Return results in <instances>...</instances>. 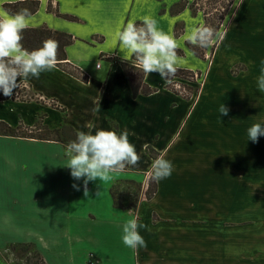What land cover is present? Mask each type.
Masks as SVG:
<instances>
[{"label": "crops", "instance_id": "crops-1", "mask_svg": "<svg viewBox=\"0 0 264 264\" xmlns=\"http://www.w3.org/2000/svg\"><path fill=\"white\" fill-rule=\"evenodd\" d=\"M180 1L40 0L37 12L29 15L28 27L48 26L73 35L68 61L89 80L58 65L39 79L29 77L21 87L39 101L0 102V120L14 127L40 120L51 128L68 124L77 133L127 129L141 160L111 174L107 182L89 181L85 195L84 178L75 179L65 166L67 145L62 141L0 134V250L33 242L47 264H264V143H259L264 135L248 145L228 142H233L228 134L226 141L192 134L175 144L182 123L162 116L160 81L154 73L145 74V82L157 90L135 96L121 63L133 55L120 49L115 33L145 16L174 37L183 57L201 59L187 36L202 27L204 14L193 12V0L173 13ZM6 2L13 0H0V14H9ZM225 44L241 50L250 45L248 60L264 59L259 50L264 46V0L237 1L216 49ZM100 57L109 58L100 63L103 70L96 67ZM245 60L225 55V66L231 73L237 66L249 72L251 67L241 64ZM215 121L223 132L235 124L264 125V119ZM161 155L174 170L148 197L149 169ZM133 218L147 225L138 229L147 247L137 251L122 241V226Z\"/></svg>", "mask_w": 264, "mask_h": 264}, {"label": "clouds", "instance_id": "clouds-1", "mask_svg": "<svg viewBox=\"0 0 264 264\" xmlns=\"http://www.w3.org/2000/svg\"><path fill=\"white\" fill-rule=\"evenodd\" d=\"M15 2V0H13ZM242 2V0H241ZM30 13L23 9L16 14H0V90L5 97L11 98L15 89H19L29 77L39 79L41 73L57 68L58 42L47 39L43 45L34 50H27L22 44V32L28 24ZM211 33L207 28L197 27L187 36L192 45L205 47L210 43ZM115 37L119 47L135 57V66L145 74L159 73L165 81L175 76L183 61L177 55L178 44L174 37L159 29L157 21L145 16L137 25L128 22L122 30H117ZM97 69L104 68L98 62ZM257 88L264 93V69L257 78ZM228 109L222 104L221 115H228ZM264 135V125L255 123L248 129V139L257 142ZM68 162L65 166L71 169L75 179L84 178V192L88 194L87 184L97 180L107 182L113 173L122 172L126 166H136L141 160L136 147L129 140V132L125 129L118 133L114 130L99 129L92 134L80 131L76 139L66 147ZM174 170L171 161L163 155L155 158L150 166L151 179L159 182L169 178ZM79 188V185H73ZM122 241L133 251L147 247L139 228L147 229V225L139 224L137 218L123 224ZM42 242V241H41Z\"/></svg>", "mask_w": 264, "mask_h": 264}, {"label": "rangeland", "instance_id": "rangeland-1", "mask_svg": "<svg viewBox=\"0 0 264 264\" xmlns=\"http://www.w3.org/2000/svg\"><path fill=\"white\" fill-rule=\"evenodd\" d=\"M216 1L200 0V4L203 7L213 8L218 6L219 2ZM200 12L203 13V9ZM210 48H207L204 60L195 55L183 57L185 51L177 48V55L183 61V66L180 68L191 69L201 74L199 80L174 77V79H180L179 82L175 83L177 88L180 87L181 91H187L186 93L190 94L189 97H185L183 94L176 95L168 91L165 80L160 77L159 73H154L161 83L157 88L158 96H161L163 103L162 116L164 118H178L182 123L180 130L173 137L174 140H177L175 144L180 143L181 138H186L192 134H199L219 141H226L224 134H228L233 138V142L229 139L228 142L230 143H235V140L244 142L245 145L255 143L248 139V129L253 123H251L252 125L246 123L235 124L229 130L223 132L220 126L215 125V120L264 119V93L257 88V78L261 74V70L264 69V59L248 60L250 45L247 50H241L234 47L233 44H225L220 49L217 48L215 53H212ZM263 49L264 46L259 45L260 53L264 51ZM225 55L229 59L244 56L246 60L241 64L251 67V70L248 72L243 70L241 66H237L232 74L231 70H228L225 66ZM106 59L109 58L100 57L97 62L104 63ZM90 78L92 79L91 76ZM165 92H167L166 95H164ZM222 104L229 110L226 116L221 115L219 112ZM183 119L194 120L188 122L182 121ZM187 123H191V125L185 128ZM198 123H202V125H197ZM259 143L263 144L264 140H260ZM182 146L184 147V144ZM262 159L261 157V161ZM8 223L10 224V222ZM11 245L7 249L0 250L1 260L5 264H34L36 262L33 254L13 250Z\"/></svg>", "mask_w": 264, "mask_h": 264}, {"label": "trees", "instance_id": "trees-1", "mask_svg": "<svg viewBox=\"0 0 264 264\" xmlns=\"http://www.w3.org/2000/svg\"><path fill=\"white\" fill-rule=\"evenodd\" d=\"M238 0H217L219 2L213 8L203 7L200 4V0H193L190 3V7L192 8L194 13L199 12L203 9L204 14V24L203 28H207L211 33L210 43L205 47L195 46L188 42L189 47L195 52V54L201 58H206V51L208 47H211L212 53H214L221 35L224 32L225 22L231 12V9L236 6V2ZM189 5L188 0H182L179 3L175 4L172 7V12H179L181 9L187 7ZM200 5V6H199ZM40 6V0H20L16 2H6L3 4V8L9 14H16L23 9H28L30 14H34L37 12ZM51 7V6H50ZM49 7V9H50ZM52 8V7H51ZM67 18L75 19V16L65 15ZM142 22H136L137 25H140ZM178 33V32H177ZM22 44L25 49L31 51L34 49H38L43 45V42L47 39H53L58 42V66L64 68L67 72L73 74L74 76L80 78L81 80L87 82L89 80V76L85 73L80 67L72 64L68 61L66 48L68 45L73 43L74 37L72 34L64 31L54 30L49 28L48 26L41 27H27L22 32ZM213 40H215L213 42ZM180 51V50H178ZM181 52V51H180ZM110 57V56H109ZM112 58V57H110ZM125 72L129 77V81L133 88V93L135 96L143 94L149 95L155 92L157 89L152 88L145 82V73L142 72L141 69L135 66L136 60L133 56L128 61H121ZM194 70L191 69H183L179 68L174 77L186 78L192 80L194 76ZM172 77L170 80L166 81V86L173 90L177 94H183L185 97H189L190 94L178 89L174 82L172 81ZM7 99H20L24 101L37 100L39 101V97H37L34 92L28 91L27 87H21L17 91L13 92V96L11 98L5 97L0 90V102H3ZM52 105L61 108L58 106L57 102L53 101ZM0 134L2 135H10L15 137H29V138H39L46 140H58L62 141L65 145H68L71 141L76 139L77 131L72 125L62 124L60 127L51 128L47 124L43 123V120L38 121L34 126H26L24 124H19L17 127L11 126L6 121L0 120ZM126 166L125 168H127ZM157 191V182L150 179L149 186L147 189V196L151 197ZM115 203L119 204L120 201L114 193ZM13 250H19L23 253L33 254L36 262L34 264H47L38 251L35 243L33 242H24L17 243L11 245ZM31 262V260H29Z\"/></svg>", "mask_w": 264, "mask_h": 264}, {"label": "built area", "instance_id": "built-area-1", "mask_svg": "<svg viewBox=\"0 0 264 264\" xmlns=\"http://www.w3.org/2000/svg\"><path fill=\"white\" fill-rule=\"evenodd\" d=\"M207 56H208V55H207ZM200 76H201V74H200L199 72H198V73L195 72V73H194V76H193L192 78H195L196 80H199ZM172 81H174V85H175V83H176V82H179L180 79H177V78L174 79V78H173ZM175 86H176V85H175ZM176 87H177V86H176ZM178 88L180 89V87H178ZM184 92H187V91H184ZM90 255H91V257H94V254H92V253H91Z\"/></svg>", "mask_w": 264, "mask_h": 264}]
</instances>
